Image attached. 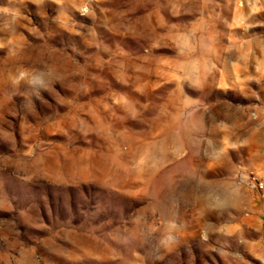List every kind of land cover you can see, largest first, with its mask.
I'll list each match as a JSON object with an SVG mask.
<instances>
[{
  "label": "rangeland",
  "instance_id": "rangeland-1",
  "mask_svg": "<svg viewBox=\"0 0 264 264\" xmlns=\"http://www.w3.org/2000/svg\"><path fill=\"white\" fill-rule=\"evenodd\" d=\"M0 264H264V0H0Z\"/></svg>",
  "mask_w": 264,
  "mask_h": 264
}]
</instances>
